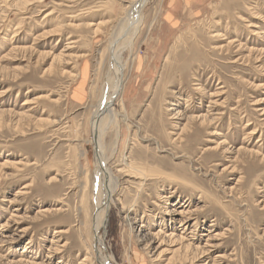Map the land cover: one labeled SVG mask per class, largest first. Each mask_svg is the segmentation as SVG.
Here are the masks:
<instances>
[{"label":"rangeland","instance_id":"obj_1","mask_svg":"<svg viewBox=\"0 0 264 264\" xmlns=\"http://www.w3.org/2000/svg\"><path fill=\"white\" fill-rule=\"evenodd\" d=\"M134 1L0 0V264H264V0L147 1L102 143L113 175L129 163L158 176L142 193L121 181L100 258L91 247L90 126ZM166 202L190 205L200 235L213 225L218 248L172 247L183 231Z\"/></svg>","mask_w":264,"mask_h":264},{"label":"bare ground","instance_id":"obj_2","mask_svg":"<svg viewBox=\"0 0 264 264\" xmlns=\"http://www.w3.org/2000/svg\"><path fill=\"white\" fill-rule=\"evenodd\" d=\"M147 1L148 0H135L134 2H132L127 9L128 12H127L125 18L122 19V21H121L120 26L118 27V25H117L118 30L115 31V33L112 35V39H111V42H110V45L108 48V53H109V58H110V67H111L110 70H112L114 73V81H113L112 85L109 86L110 87L109 90L107 89L108 92L105 95V99L98 105L96 110L94 109L95 112L93 114V118H92L91 126H90L92 129V136H93L92 143L94 144L95 151H96V161H97L96 167H97L99 177H100V179H99L100 192H99V194L97 193L98 194L97 197L95 196V209H94L95 212H94V215L92 216V218L90 220L91 221V223H90V228H91V236L90 237L91 238H89V239H91L90 243H91L92 249H94L93 248L94 246L97 248L98 258H100L99 255H102L100 253L101 249L98 248V247H101V245L99 243H95V240L99 239V236L101 234L100 232L105 228V226L108 223V216H109L110 210L112 208L114 198L117 195L119 187L122 185L121 181L123 182L124 178L139 181V185H137V192L142 193L144 191V187L146 186L145 184L149 180H153L152 179L153 176H158V175H154L153 173L152 174L147 173V171H145L143 168H133L130 166L129 163L124 164L125 168L118 169V171H117L118 176L113 175L111 170L108 167V158L105 155L104 145L102 143L104 134L107 131L106 127L109 126L110 123L112 124V122H114L116 117H117V114L115 113V110H114V106H115L116 101H117L116 99L124 96V91H123L124 79H123V71L121 70V67H120V57L123 54V52L131 49L134 46L135 40L138 37V34L140 32V29H141V24L143 22L142 10L145 7ZM73 44H75V42H73V41L69 42L68 46L66 47V50H64V52H66V53L69 52L71 50ZM85 77L86 76H84V79H85ZM84 79H83V83H84ZM105 90H106V88H105ZM102 91H104V90H102ZM92 97H93V95H92ZM39 98H41V97H39ZM102 98H103V96H102ZM100 100L101 99H99V101ZM122 118H124V117H122ZM120 130L121 129H117L116 133H115V139L113 141L114 149L116 147H118L120 144V140H121V131ZM129 144H131V143H129ZM112 152L114 153V151H112ZM125 160H127V158ZM125 160H123V161H125ZM169 198H172V197L163 196L162 199H168L167 201L169 202ZM118 201H121V200L119 199ZM168 202L165 203V205H167V206H165L162 209L163 210L162 214L164 216L168 217V221L173 226L172 227V230L174 229L173 231L177 230L175 227L176 223H178L180 225L179 227L182 228L181 230L183 231L182 236H175V235H173L174 232L172 234H170L169 236H165L166 230H164L162 228L161 231L162 232L164 231L165 233L163 232L164 234L163 233H160V234L161 235L163 234V236H165L167 238L170 237L169 241H172L170 243V244H172V247L176 246L175 244L177 243V244L181 245L183 247V249L187 252L188 251H191V252L197 251V252H199V255L204 254L203 258H205L206 256H208L210 254L211 248H218L217 246H214V245H215V242H218V240H219L218 237L221 235H217V234L212 235L211 234L213 231L210 230V228H212L213 225H210L209 229H207L204 234L200 235V233H198V231L201 232L203 227L198 222V219L193 218L194 214L189 212L188 209H189L190 205L186 206V208L181 211L180 210L181 206L178 207L177 204H171V206L173 207V208H171L170 204H167ZM127 211L128 210H126L125 212H127ZM86 217H87V215H86ZM86 220H87V218H86ZM165 220H166V218H165ZM130 226H131V230H134L133 224H130ZM188 234H191L192 238L189 239ZM184 235H186V236H184ZM204 238H207V240L205 241V244L202 246V244L204 242ZM6 239L7 240L13 239V237H6ZM163 242H165L164 239L162 240L161 244H163ZM89 255H90V253H89ZM87 258L85 259V261H87ZM158 258H159V256H158ZM194 258L196 259L197 256H195ZM218 258H221V256H218ZM188 259L190 260L191 258H188ZM192 262H194V261H192ZM103 264H107V263L103 262ZM214 264H217V262L214 261Z\"/></svg>","mask_w":264,"mask_h":264},{"label":"crops","instance_id":"obj_3","mask_svg":"<svg viewBox=\"0 0 264 264\" xmlns=\"http://www.w3.org/2000/svg\"><path fill=\"white\" fill-rule=\"evenodd\" d=\"M83 86V85H82Z\"/></svg>","mask_w":264,"mask_h":264}]
</instances>
